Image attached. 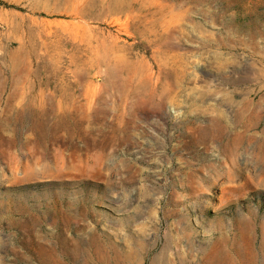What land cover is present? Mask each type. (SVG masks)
I'll return each mask as SVG.
<instances>
[{
  "label": "rangeland",
  "instance_id": "1",
  "mask_svg": "<svg viewBox=\"0 0 264 264\" xmlns=\"http://www.w3.org/2000/svg\"><path fill=\"white\" fill-rule=\"evenodd\" d=\"M64 1L0 0V264H264V0H127L163 10L162 59L88 18L130 69L56 37ZM226 92L261 104L236 119Z\"/></svg>",
  "mask_w": 264,
  "mask_h": 264
},
{
  "label": "bare ground",
  "instance_id": "2",
  "mask_svg": "<svg viewBox=\"0 0 264 264\" xmlns=\"http://www.w3.org/2000/svg\"><path fill=\"white\" fill-rule=\"evenodd\" d=\"M66 4L70 6V12L72 16L77 18H81L80 21H70V22H60L59 24L62 26V31L56 33V37L59 40H63L67 34L72 35L75 40H78L80 45L87 47L91 52L97 53L99 50H102L106 53H109L111 57L109 59H105V62H114L120 63L125 66L127 69H130L131 65L126 60V57L122 55L123 50L132 49L133 46L131 44H127L124 41L123 44H120V37L115 34H108V41H94V37L92 36L93 29L88 25L87 19L91 17H101L105 14L107 15H115L117 16V21L120 20V17L126 16L127 20L132 19L134 22H140V26L138 27L139 34L145 35L150 34V38L147 39V43L157 49V51L161 54L163 51H168L163 56L168 55L170 58L171 52L168 50L171 44V39L166 37L165 39L160 37V32L163 30L164 24H158V21L161 22V13L162 9H159L155 12V14L148 13L146 9H143L145 1H127V0H75V1H64ZM173 9H171L172 12ZM158 16V18H154V16ZM164 22H167L165 19ZM144 23V24H143ZM167 25V24H165ZM173 39H177L176 36ZM97 42V43H95ZM180 43V42H179ZM94 58H90L92 62ZM172 59L174 61H178L181 59L180 54H173ZM182 68V72H183ZM182 80L178 79L174 82V88H180ZM184 86H182L183 88ZM171 86L166 81L164 85H162L160 94L162 95L165 91H167ZM193 93V92H192ZM187 92L186 99H191V94ZM206 94H202L201 98H205ZM229 104L230 106L236 108V119H242L245 114L253 109V106L258 108L261 102L254 103L251 99L250 93L246 94L242 100H237L235 97V92H226L221 98V104ZM52 108L56 111H64L65 107H68L69 102H65L63 100L52 101ZM41 106H45L44 101H40ZM218 114L216 116L211 117V122L213 124H217L221 126L220 133L226 137H230L233 133L232 129L229 126V120L227 119L225 113L220 110L217 111ZM247 122V121H246ZM251 126V122L245 123V130H248Z\"/></svg>",
  "mask_w": 264,
  "mask_h": 264
}]
</instances>
